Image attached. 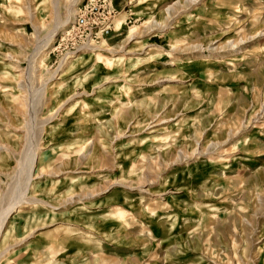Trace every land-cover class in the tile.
Listing matches in <instances>:
<instances>
[{"label":"rangeland","instance_id":"rangeland-1","mask_svg":"<svg viewBox=\"0 0 264 264\" xmlns=\"http://www.w3.org/2000/svg\"><path fill=\"white\" fill-rule=\"evenodd\" d=\"M16 199L0 264H264V0H0Z\"/></svg>","mask_w":264,"mask_h":264},{"label":"bare ground","instance_id":"bare-ground-1","mask_svg":"<svg viewBox=\"0 0 264 264\" xmlns=\"http://www.w3.org/2000/svg\"><path fill=\"white\" fill-rule=\"evenodd\" d=\"M167 10H168V8H166ZM30 132V131H29ZM34 133V132H33ZM32 134V133H31ZM30 137H31V139L29 140V145L30 144H33V146H31L32 147V153L30 154L31 156L29 157L30 159H29V162H28V165H22V175L24 174V173H26L27 175H29L28 176V179H29V177H30V172H31V170H32V168H33V166H34V162H35V156H36V154H35V150H36V147H37V141H36V139L35 138H32V136L30 135ZM29 137V138H30ZM34 137V136H33ZM26 164V163H25ZM21 171V170H20ZM19 171V172H20ZM18 172V173H19ZM25 175V174H24ZM19 176H21L20 175V173H19ZM19 176H18V178H19ZM20 179V178H19ZM26 179V178H25ZM23 180V179H22ZM27 180V179H26ZM25 180V181H26ZM23 182V181H22ZM21 182V183H22ZM28 183V182H27ZM23 184V183H22ZM25 184V183H24ZM21 186H24V185H20V187ZM25 186H27V185H25ZM24 186V187H25ZM27 189V188H26ZM18 190V189H17ZM17 190H15V191H17ZM21 190H24V189H20L19 191H21ZM18 192V191H17ZM22 192V191H21ZM21 192H20V194L19 195H21ZM25 192H26V190L24 191V193L23 194H25ZM13 194H14V192H13ZM23 194H22V197H23ZM11 195H12V192H11ZM17 195V194H16ZM13 196H15V195H13ZM10 197H12V196H10ZM17 197V196H16ZM13 198H15V197H13ZM13 198H11V199H13ZM19 198V197H18ZM14 200V199H13ZM20 200L22 201V199L20 198ZM20 202L19 201H17V199H16V201L15 202H13V203H11V205H10V207L6 210V211H4V213L2 214V217H1V220H0V231H1V229H2V227H3V225H4V222H5V219H6V217L8 216V214L19 204Z\"/></svg>","mask_w":264,"mask_h":264},{"label":"built area","instance_id":"built-area-1","mask_svg":"<svg viewBox=\"0 0 264 264\" xmlns=\"http://www.w3.org/2000/svg\"><path fill=\"white\" fill-rule=\"evenodd\" d=\"M86 13L87 12L77 14L76 18L78 24H84V18L86 17Z\"/></svg>","mask_w":264,"mask_h":264}]
</instances>
